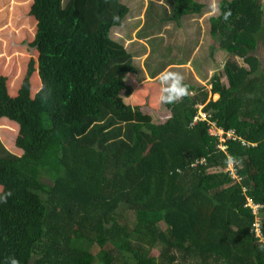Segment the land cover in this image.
Returning <instances> with one entry per match:
<instances>
[{
  "label": "trees",
  "instance_id": "16d2710c",
  "mask_svg": "<svg viewBox=\"0 0 264 264\" xmlns=\"http://www.w3.org/2000/svg\"><path fill=\"white\" fill-rule=\"evenodd\" d=\"M73 1L32 0L38 57L17 95L0 76V119L19 126L22 152L0 157V195L11 193L0 202V264H264V0H147L142 24H127L120 0L91 33ZM127 26L142 50L108 75L122 55L104 43ZM166 70L189 86L161 103L171 118L135 124L125 152L94 148L106 102L121 120L139 114L120 96L128 75L159 81Z\"/></svg>",
  "mask_w": 264,
  "mask_h": 264
},
{
  "label": "rangeland",
  "instance_id": "374dc122",
  "mask_svg": "<svg viewBox=\"0 0 264 264\" xmlns=\"http://www.w3.org/2000/svg\"><path fill=\"white\" fill-rule=\"evenodd\" d=\"M120 0H77L73 5L78 7L79 15L85 22L87 32L95 31L100 19L110 20L118 13ZM127 2L133 14L128 17V23L140 20L143 22V11L147 0H123ZM143 2V8L141 7ZM82 2V3H81ZM121 2V1H120ZM32 0H0V76H7L10 93L15 96L26 76L31 58L38 57V51L32 55L30 46L35 40L37 21L30 14ZM84 6L82 7L80 6ZM60 6V5H59ZM61 10V7H59ZM141 26V25H140ZM128 33V36L126 35ZM129 26L118 28L113 33V41L104 43L105 49H111L122 55V58L115 59L105 66L106 74H116L118 71L126 70L128 63L132 60L129 53L141 52L143 41L138 40ZM131 39V40H130ZM186 40V38H184ZM206 37L202 40V49H205ZM122 42V43H121ZM192 45V41H189ZM202 52V51H201ZM203 53V52H202ZM256 54L261 59V66L264 68V47L259 43ZM241 66L246 67L243 61L239 60ZM192 67V65L190 64ZM191 67H188L191 69ZM134 77L129 75L126 80L127 89L120 93L127 105L140 109L139 114H134L126 120L117 117L111 103L106 102L103 106V117L93 123L91 127L93 140L90 144L96 149L111 150V152L122 153L127 151L132 143V127L137 123H164L171 118L170 112L163 109L159 101L160 82H147L137 85ZM224 84H228L224 76ZM42 86L41 79L36 72L32 77V95L34 96ZM211 88V86H209ZM213 98H219L214 94ZM20 128L16 123L6 119H0V157L12 158L22 155L21 150L16 146ZM88 140H81L87 142ZM234 175V174H233ZM1 190V187H0ZM154 256L160 252L155 250Z\"/></svg>",
  "mask_w": 264,
  "mask_h": 264
},
{
  "label": "clouds",
  "instance_id": "9594fccd",
  "mask_svg": "<svg viewBox=\"0 0 264 264\" xmlns=\"http://www.w3.org/2000/svg\"><path fill=\"white\" fill-rule=\"evenodd\" d=\"M217 9L213 8L215 12ZM231 15L230 10L223 12V19L227 20ZM118 19V18H117ZM184 76L178 71L166 70L159 74L160 82V95L159 101L162 104H172L180 101L189 94V86L184 83ZM236 161L233 158H229V164H234ZM11 195L10 192L0 195V202L4 201L7 196ZM10 264H18L14 258L11 259Z\"/></svg>",
  "mask_w": 264,
  "mask_h": 264
},
{
  "label": "built area",
  "instance_id": "2783aa9c",
  "mask_svg": "<svg viewBox=\"0 0 264 264\" xmlns=\"http://www.w3.org/2000/svg\"><path fill=\"white\" fill-rule=\"evenodd\" d=\"M200 117H202L203 119H206V115L203 113L200 114ZM212 135L223 139L222 137H223L224 133L221 131L217 132V131L213 130ZM252 205H253L252 210H253L254 214H258L259 210H260V208H259L260 206L258 204H252ZM260 220H261L260 218H258V220H257L256 232H257V235L259 237H263V233H262V229H261L262 226L260 225Z\"/></svg>",
  "mask_w": 264,
  "mask_h": 264
},
{
  "label": "crops",
  "instance_id": "0c3cea01",
  "mask_svg": "<svg viewBox=\"0 0 264 264\" xmlns=\"http://www.w3.org/2000/svg\"><path fill=\"white\" fill-rule=\"evenodd\" d=\"M148 49V48H147ZM148 52H149V49H148ZM131 59V58H130ZM128 63V62H127ZM187 67H190L189 65H187ZM129 76V75H128ZM133 77H134V75H132ZM133 79H135V78H133ZM147 82H151V83H153V82H156V80H153V79H151V78H148L147 77V79L145 80V82H143L142 84H144V83H147ZM138 86L139 85H142L141 83H136ZM210 98H211V95H210ZM214 99V98H213ZM215 100V99H214ZM217 100V99H216Z\"/></svg>",
  "mask_w": 264,
  "mask_h": 264
},
{
  "label": "water",
  "instance_id": "95a60500",
  "mask_svg": "<svg viewBox=\"0 0 264 264\" xmlns=\"http://www.w3.org/2000/svg\"><path fill=\"white\" fill-rule=\"evenodd\" d=\"M30 49H31V53H32V55L34 54V52H35V48H33V47H29Z\"/></svg>",
  "mask_w": 264,
  "mask_h": 264
}]
</instances>
